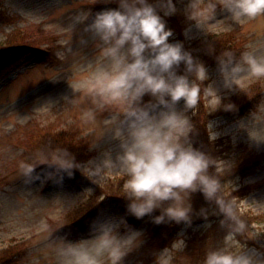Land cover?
Returning a JSON list of instances; mask_svg holds the SVG:
<instances>
[{
  "label": "rangeland",
  "instance_id": "374dc122",
  "mask_svg": "<svg viewBox=\"0 0 264 264\" xmlns=\"http://www.w3.org/2000/svg\"><path fill=\"white\" fill-rule=\"evenodd\" d=\"M191 2L176 0L178 12L164 17L174 33L171 41H182L191 52L193 45L198 59L210 47L226 45V39L233 40L238 56L253 45L264 54V17L234 21L218 7L214 20L199 28L187 14ZM118 7L117 0H0V50L7 49L0 59V264H9L12 247L17 255L12 264H61L65 241L89 238L95 220L126 214L118 169L89 173V178L81 169L69 176L46 163L30 175L23 168L55 148H69L85 167L100 163L106 152L114 159L121 152L117 131L126 132L125 117L117 102L106 103L93 90L103 58L98 38L87 30L97 12ZM207 68L205 85L215 87L222 105L211 112L219 101L202 94L198 107L208 109V121L201 132L216 142L214 150L224 160L222 200L237 220L251 219L244 220L246 235L239 237L244 251L264 262V142H256L264 141V77L245 72L227 87L219 67ZM178 71H184L183 64ZM230 103L237 108L227 109ZM210 172L216 174L215 166ZM191 201L192 223L174 222L172 240L147 224L132 225L143 230L144 239L123 264H155L156 254L178 235L185 247L175 264H202L208 248L222 246L228 229L219 206L199 191ZM86 207L90 217L80 214ZM201 208L208 209L207 219L199 215Z\"/></svg>",
  "mask_w": 264,
  "mask_h": 264
},
{
  "label": "clouds",
  "instance_id": "9594fccd",
  "mask_svg": "<svg viewBox=\"0 0 264 264\" xmlns=\"http://www.w3.org/2000/svg\"><path fill=\"white\" fill-rule=\"evenodd\" d=\"M117 2L118 8L97 12L87 30L98 38L103 58V63L96 66L93 90L104 102H117L125 117L126 132L117 131L121 152L115 159L106 152L100 163L89 162L85 167L69 148H55L51 156L23 165L26 175L33 173L37 164L46 163L58 166L69 176L81 169L89 178V173L118 169L123 179L126 214L95 220L89 238L65 241L60 249L61 264H123L144 239L143 230L130 225L127 216H148L157 225L191 224V196L197 191L219 206L224 214L221 224L228 229L222 246L208 248L202 264H264L245 253L246 246L239 237L246 235V223L237 220L222 200L225 184L221 182L220 164L224 160L193 143L196 125L189 110L194 113L202 94H213L219 101L211 112L221 107L222 98L212 84L205 85L209 80L206 64L182 41L169 39L174 33L164 17L178 12L176 0ZM218 7L228 10L234 21L264 17V0H192L187 14L201 28L214 20ZM260 51L259 46L253 45L239 56L231 48L219 54V69L227 87L245 72L264 77V54ZM210 52H215V48L210 47ZM181 64L182 73L178 71ZM145 96L150 99L145 100ZM181 99L183 108H178ZM225 107L237 108L231 103ZM213 133L210 131L215 140L217 134ZM213 166L216 174L210 172ZM199 215L207 219L208 209L201 208ZM184 247V237L178 235L170 246L156 254L155 264H175L176 255Z\"/></svg>",
  "mask_w": 264,
  "mask_h": 264
},
{
  "label": "trees",
  "instance_id": "16d2710c",
  "mask_svg": "<svg viewBox=\"0 0 264 264\" xmlns=\"http://www.w3.org/2000/svg\"><path fill=\"white\" fill-rule=\"evenodd\" d=\"M213 38L214 39H220V37H216V36H214ZM213 38H209V39H213ZM223 42H225L226 45L218 46L215 49V52L208 51V53H205L206 55L205 54L202 55L203 57L199 60L203 61L207 67H211V68L219 67V62L217 59V57L219 56V54H218L219 49L224 50L228 47V48H233V50L236 51L235 44H232L233 40L226 39ZM192 46H191V50L193 52V55H195L196 51H194V47L192 48ZM0 52H3V54H0V59H2L3 57H5L7 55V49L0 51ZM237 56H238V53H237ZM144 99H146V96ZM207 111H208V109H207ZM207 111L203 110L201 107H198L194 111L193 114L189 113V115H191L193 122L196 125V131L192 135V140H193V143L195 144L196 147H198L201 150L209 153L213 157L218 158L219 155L221 154V151L217 152L214 150L217 147L216 142H211L210 140H208L207 135L203 136L202 132H201L205 129L207 121H208ZM197 131H200L201 134H199ZM46 148H48V147H46ZM238 193L239 192L230 196L229 200H231L232 198H235V196H238L239 195ZM88 210H89V207H86L85 209L82 208L81 213L80 212L79 213L81 215H82V213H83V215L86 214L88 217H90L91 214H89L90 211H88ZM86 211H88V212H86ZM241 218H244V220H248V221L251 220V219L247 218V215L243 216ZM128 219H129V224H131V225H134V224L136 225V224H141V223L147 224L149 227H151L153 229V231L158 236H161V237H164L167 239L169 238V240H172L173 234L175 233V232H172V230H170V229H172L171 227L174 226V222H172L170 224L162 223V224L157 225V224L153 223L151 221V218L148 216H145L143 219H136L134 216H129ZM8 254H9V260H10L9 264H12L13 262L16 261V259H15L17 257L16 248L15 247L10 248L8 251Z\"/></svg>",
  "mask_w": 264,
  "mask_h": 264
}]
</instances>
